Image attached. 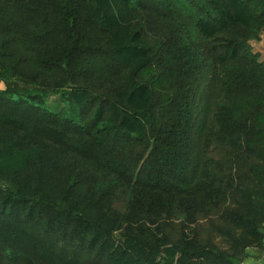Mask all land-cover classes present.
<instances>
[{"label":"trees","instance_id":"trees-1","mask_svg":"<svg viewBox=\"0 0 264 264\" xmlns=\"http://www.w3.org/2000/svg\"><path fill=\"white\" fill-rule=\"evenodd\" d=\"M263 32L264 0H0V264H257Z\"/></svg>","mask_w":264,"mask_h":264},{"label":"rangeland","instance_id":"rangeland-1","mask_svg":"<svg viewBox=\"0 0 264 264\" xmlns=\"http://www.w3.org/2000/svg\"><path fill=\"white\" fill-rule=\"evenodd\" d=\"M244 48L249 54L254 55L259 60L264 61V32L257 40H248L245 42ZM264 232V227L261 230ZM206 232V231H205ZM214 240L220 246H225L226 242L223 238L214 235ZM242 258L246 262L264 264V241L261 245L248 242L241 253Z\"/></svg>","mask_w":264,"mask_h":264},{"label":"water","instance_id":"water-1","mask_svg":"<svg viewBox=\"0 0 264 264\" xmlns=\"http://www.w3.org/2000/svg\"><path fill=\"white\" fill-rule=\"evenodd\" d=\"M240 258H242V256H240Z\"/></svg>","mask_w":264,"mask_h":264}]
</instances>
